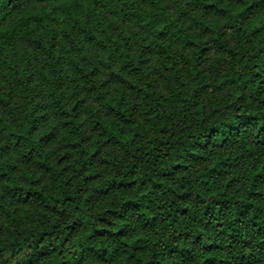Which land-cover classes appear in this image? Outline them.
Returning <instances> with one entry per match:
<instances>
[{
	"label": "trees",
	"instance_id": "obj_1",
	"mask_svg": "<svg viewBox=\"0 0 264 264\" xmlns=\"http://www.w3.org/2000/svg\"><path fill=\"white\" fill-rule=\"evenodd\" d=\"M2 214L0 264H264V0H0Z\"/></svg>",
	"mask_w": 264,
	"mask_h": 264
},
{
	"label": "rangeland",
	"instance_id": "obj_2",
	"mask_svg": "<svg viewBox=\"0 0 264 264\" xmlns=\"http://www.w3.org/2000/svg\"><path fill=\"white\" fill-rule=\"evenodd\" d=\"M215 52L210 49V51L207 53V56L210 59H213V66H217L219 65L217 63V59L215 56ZM177 68L179 69L178 72L180 74V76L185 75L184 72V68H183V64L181 61H178L177 63ZM148 70L150 71V76H151V80L153 83V90H154V95L155 97L157 96H166L168 94L169 89H167V85H166V80L169 81L170 85H175L176 88H181L182 85L180 84L179 81H177V78L174 76V72L172 71L169 63H161V61H156L154 63V65L149 66ZM186 76V75H185ZM167 89V90H166ZM210 93L213 96H217V93L210 91ZM151 101H148V103H150ZM151 104V103H150ZM148 108V105H146V103L142 102V110H146ZM147 135H152V131H148L146 133ZM66 143H63V145H65ZM58 149V153L59 154H64L63 156H66L64 159L65 160H71L74 156V152L71 151H63L64 148H59ZM108 150V149H106ZM111 172L114 173V171L112 170ZM109 176V174L106 176V178ZM105 178H97L95 182H102ZM94 185V184H93ZM92 186V185H91ZM90 186V187H91ZM88 191L85 193V195L83 194V197L86 198V196L88 195ZM119 193V191L117 189H113V191H105L102 194H99L97 197L93 198V201L91 204H89V208L91 209H96L98 208V206L101 203L104 204H108V202H112L114 200V198L116 197V195ZM17 206V215L19 217V220L21 221V226L23 227H30L32 226L33 228H37L39 225V220L41 218H44V215L38 210L36 209L33 205L28 204V203H18L17 205L14 204V207ZM0 227L2 229V234L3 236H7L11 230V225L10 223L7 221L6 216L5 215H0ZM54 260L53 257H46L45 259H41L39 260L36 264H53ZM77 264H108L106 262H104L102 259L96 257V256H91L88 255L86 256L84 259H82V261L80 263Z\"/></svg>",
	"mask_w": 264,
	"mask_h": 264
}]
</instances>
